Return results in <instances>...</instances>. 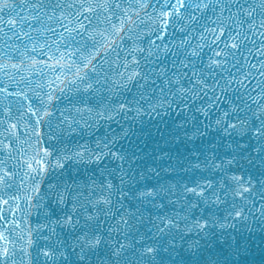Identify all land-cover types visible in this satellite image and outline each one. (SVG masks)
I'll list each match as a JSON object with an SVG mask.
<instances>
[{"label": "snow or ice", "instance_id": "1", "mask_svg": "<svg viewBox=\"0 0 264 264\" xmlns=\"http://www.w3.org/2000/svg\"><path fill=\"white\" fill-rule=\"evenodd\" d=\"M0 264H264V0H0Z\"/></svg>", "mask_w": 264, "mask_h": 264}, {"label": "water", "instance_id": "2", "mask_svg": "<svg viewBox=\"0 0 264 264\" xmlns=\"http://www.w3.org/2000/svg\"><path fill=\"white\" fill-rule=\"evenodd\" d=\"M145 121H147L148 119H149V117H147V116H145L144 118H143ZM159 118H157V120H158ZM166 119H167V117H166ZM108 127V125L106 124V123H102L100 126H99V130H96V129H94L93 130V138H95V137H99L100 135H102L103 134V132L105 131V129ZM112 127H115V125H112Z\"/></svg>", "mask_w": 264, "mask_h": 264}]
</instances>
